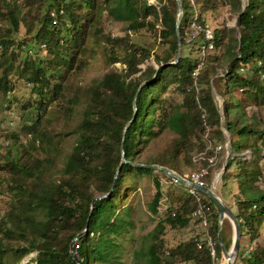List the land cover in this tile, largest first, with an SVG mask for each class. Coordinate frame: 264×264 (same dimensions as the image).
<instances>
[{"label": "trees", "instance_id": "16d2710c", "mask_svg": "<svg viewBox=\"0 0 264 264\" xmlns=\"http://www.w3.org/2000/svg\"><path fill=\"white\" fill-rule=\"evenodd\" d=\"M156 1L0 0V89L3 93L9 92L13 69L30 82L37 93L34 99L37 115L31 123H23V130L33 132L32 141L36 138L41 142L44 138L50 140L52 137L46 128L38 131L41 120L51 119L46 113L48 104L55 101L56 105H62L56 99L58 96L67 102H82L77 138L63 160L58 177L51 179L50 174L45 175L50 171L49 162L55 160L53 155L45 156L51 144H38L44 156L27 153L23 160L10 163L11 182L6 183L9 207L0 214V264H16L31 251H36L34 264H126L125 242H134L136 221L135 202L127 200L124 189L130 187L127 181L131 182L135 174L147 175L152 180L154 192L145 200L144 207L157 221L146 232V237L142 236L139 247L133 248L131 264H138L134 259L139 257L145 264H173L177 256L190 264H211L208 246L196 245L198 236H190L173 248L164 245L161 234L166 225L186 226L199 201L187 187L160 169L123 163L113 189L107 196L96 199L90 210L93 196L110 190L122 149L128 159L164 164L187 178L193 170L208 166L210 170L204 178L210 184L217 161L211 163L208 157L215 153L217 145L223 147L224 135L211 82L224 97L222 124L232 136L231 156L226 160L221 179L224 183L231 179L238 185L234 202H228L241 227L234 264H264L263 246L254 244L253 249L246 252L253 242L242 244L245 229L255 232L264 220V175L259 156L264 149V113L261 112L264 109V0H247L239 14L241 0H200L198 21L206 22L207 11L227 5L229 12L237 15L238 30L225 23L214 28L215 48L207 51L196 76L192 71L199 63L204 34L200 32L197 37L199 33H194L192 37L197 39L187 45L186 32L181 25L182 47L178 61L157 70L152 65L172 60L177 49L176 1ZM181 2V24H185L190 11L185 8V1ZM37 8L41 16L36 31L29 39L19 41L16 34L21 25L27 32L34 30ZM103 11L112 20L123 22L125 30L135 32L144 28L155 40L144 45L131 41L127 34L104 37L108 61H120L122 65L105 71L81 91V96L79 90L73 88L70 95H64L60 80L77 58L86 35L90 32L96 37L102 32ZM15 43L22 44L26 54L14 66L17 52L12 47ZM116 44L122 47L121 52L116 50ZM155 47L161 51H156ZM41 48H46V52L37 58L35 53ZM195 51L199 54L194 55ZM222 68L226 70L224 75L214 78ZM143 80L147 81L139 87ZM171 85L181 94L180 100L166 99L164 93ZM5 105L9 107L8 102ZM248 106L252 107L249 114ZM70 110L72 107L68 109L65 105L57 110L60 113L52 108L49 114L60 115ZM9 113L7 122L15 117L14 112ZM163 132L170 137L139 159L143 150L157 144ZM6 135L17 137L16 132ZM247 150L250 156L246 158ZM128 174L130 177H126ZM162 176L171 178L172 186L178 190L169 192L171 202L161 213L160 201L165 194ZM197 194L208 206V229L214 241L215 256L221 258L216 237V205L202 192ZM230 228L231 222L225 218L221 232L227 248L231 244ZM81 231L75 241L77 259H74L70 242Z\"/></svg>", "mask_w": 264, "mask_h": 264}, {"label": "rangeland", "instance_id": "374dc122", "mask_svg": "<svg viewBox=\"0 0 264 264\" xmlns=\"http://www.w3.org/2000/svg\"><path fill=\"white\" fill-rule=\"evenodd\" d=\"M157 2L156 0H152ZM185 1V8L190 11L189 18L185 24L182 22L181 26H184L185 30V43L187 45H190L193 43L194 40H196V37L193 34L196 33L193 31L192 24L193 22H198L199 24L203 25L207 23L213 30L215 27L222 26L224 23L228 26H233L234 19H237V15L234 13H230L227 5H221L217 9L212 11H207L204 14L205 21L204 23H201L197 20L198 12L199 10V2L200 0H184ZM242 3V1H241ZM245 3L246 0H245ZM191 13L193 16H191ZM36 19L35 24L33 28L34 30L32 32H27L26 27L24 25H21L19 32L16 34V38L20 41L21 39L27 40L29 37L36 31L37 26L39 25L38 21L41 16V11L37 8L35 11ZM102 21H103V30L100 33L99 36H94L92 33H88L85 37V40L83 41V45L80 47V52L78 53L77 58H75L74 62L72 63V66L69 70H67L64 74L63 80L60 82L62 83L63 87L61 89V93L63 92L64 95H70V93L74 90H79L81 96V91L89 85L91 82L97 80L100 78L105 71L108 69L114 68V67H120L122 64L120 61L115 62H109L108 61V54L104 50V37H112L114 35H122L127 34L131 41L137 42L140 44H150L154 42V36L153 34L143 29L137 30L135 32L128 31L124 29V23L121 21H114L112 20L105 11H103L102 14ZM196 36L198 37L200 35V32H198ZM238 33V31H237ZM46 47V46H43ZM182 47V46H181ZM15 51L17 52V60H15L14 66L25 57L26 51L25 47H22V44L16 45V43L13 45ZM115 48L118 52L122 51V47L119 44L115 45ZM214 46L212 48H209V51L214 50ZM224 48V47H221ZM156 51H161L159 47L154 48ZM32 55H34L35 51L32 49ZM202 52L200 48V54L199 52H194V55L199 54V63L200 66L203 64L205 54L207 51ZM208 51V52H209ZM221 51V49H220ZM37 53H40L38 56L37 53H35L36 57L39 58L43 56L46 52V48H41L40 50L36 51ZM152 57V55H151ZM153 66H156L158 64H152ZM144 66V64H142ZM199 66V67H200ZM227 67L226 65L224 66ZM226 71V70H225ZM225 71L220 69L216 74L213 75V77H217L218 75H224ZM11 85L9 86V92L3 93L0 89V214H4L6 210L9 207L8 204V198H9V189L6 185L7 182H11V168L10 163L13 160H23L24 157L28 154H31L32 156H44L42 151H40V140L39 138H36L33 140V132H26L23 130L22 125L25 122L31 123L36 115H37V109L36 102H34V99L37 98V93L34 91V87L30 85L28 81L24 79L23 76L18 75L14 70L12 69L11 73ZM262 77H264L262 75ZM58 80V79H56ZM211 89L214 92V100L218 107V109L223 110V95L219 92L217 89L215 83L211 82ZM75 86H78L76 88ZM75 87V88H74ZM73 88V89H72ZM165 97L166 99H175L180 100L181 94L178 93L173 86H169ZM59 103H62V105H56L55 101H51L47 106V115H50L51 119L48 122H45L46 120L43 119L40 121V124L38 125V131H42V128H46V132L51 135V139H45L44 142H41L42 145H48L51 144V148H48L45 156L51 157L52 155L55 157V160L53 162H49V168L50 171L46 172L45 175L48 177L49 174L52 176L51 179L58 177L60 174L59 169L62 166L63 160L65 159L66 155L70 151L72 145L76 141L77 138V131L76 126L79 121V114L82 110V102H67L66 99L62 98L61 96H58L56 98ZM8 102L9 107L5 105V103ZM67 105L68 109H70V106L72 107V110L66 112L65 114L60 115H53L49 114V110L54 108L56 113H60L57 110L63 109V107ZM7 107V108H5ZM9 108V109H8ZM247 114H249L252 110L251 106L246 107ZM9 112H14L13 114L15 117L13 119H10L11 121L7 122V119L9 118ZM264 113V109L261 111ZM224 115V114H223ZM263 115V114H262ZM225 115L223 116V119L221 120V127L225 129L223 132V147L220 148L215 153V158L213 162L217 166L213 174L211 176V181L215 176H217V172L219 171L220 167L222 166V163L224 162L226 158V147L225 143L228 139V130L227 128L222 124L224 121ZM14 121V122H13ZM13 122V123H12ZM223 131V130H222ZM7 132H16L17 137L13 136H7ZM230 133V132H229ZM170 137L169 133H161V135L157 139V144H154L145 150L142 151V153L139 155V159H143L144 155L151 151L155 150L157 146L163 144L168 138ZM232 137V136H231ZM231 141V140H230ZM34 142V144L32 143ZM230 144V143H229ZM229 147V146H228ZM230 150V148H229ZM231 156V151L229 154V157ZM250 151L247 150L244 157H249ZM259 156L261 157V167L264 175V149L260 152ZM220 164V165H219ZM192 169V168H191ZM210 170V167H208ZM194 171V170H193ZM224 171V170H223ZM222 171V172H223ZM222 175V173H221ZM218 177L216 182V190L218 193L227 201V203H233L235 196L238 194V185L235 181L229 179L226 183ZM126 177H130V174H128ZM161 181L163 183V190L165 192L164 196L162 197L160 201V207L159 210L161 213L168 208L171 198L169 196V192L175 191L177 192V188L172 186V179L168 178L166 176L161 177ZM130 185V187H126L124 189V192L128 194L127 200H133L135 209H134V220L136 221V225L133 231V234L135 236L134 242H125L126 248L124 250L123 259L126 264H131L133 260V254L132 250L133 248H138L140 245V241L142 236L144 235L146 237V232L151 230L153 226L155 225L157 218L151 217L149 215V212L144 207V202L148 198H150L151 194L154 192V186L152 184V180L149 176L143 175V174H135L132 175L131 182L127 181ZM136 186V188H132L133 186ZM210 185V184H209ZM186 187V186H185ZM179 203H176L175 205H178ZM227 218V217H226ZM230 221V220H229ZM196 219L191 214L190 222L183 227L180 228H172L169 225H166L163 233L161 234V238L164 242V245L169 249L176 246L181 241L189 238L190 236H198L197 238L202 237V227L200 224L197 223ZM232 226V224H231ZM232 230V228H230ZM233 233V232H232ZM232 239V235H231ZM13 242H16V240H12ZM249 241H252V245L255 244L256 247H264V220L262 221L261 225L258 226L257 230L255 232L245 229L244 234V241L242 242L243 245L249 243ZM241 244V245H242ZM75 249L77 248V244L74 242ZM73 249L74 253L76 254V250ZM36 251H31L27 253L25 256L22 257L20 261H18L16 264H34L33 257L35 256ZM77 256V254H76ZM175 259L173 264H190L189 262L180 260L179 256ZM137 262L138 264H145L144 260L142 258H135L134 262ZM235 261V260H234ZM214 264H224L223 258L215 257V263ZM237 264H241V262H238Z\"/></svg>", "mask_w": 264, "mask_h": 264}, {"label": "water", "instance_id": "95a60500", "mask_svg": "<svg viewBox=\"0 0 264 264\" xmlns=\"http://www.w3.org/2000/svg\"><path fill=\"white\" fill-rule=\"evenodd\" d=\"M176 1V21H175V26H176V34H177V49H176V53L175 56L172 60L170 61H166L163 62L161 64H158L156 66V70L162 66V65H166L169 63H175L178 61L180 54H181V34L179 31L180 25H181V17H182V2L181 0H175ZM241 8L238 11V14L241 13L246 5L245 0H241ZM233 26H235L238 30V26L236 25V18L234 19L233 22ZM238 38L240 37V33L238 31L237 33ZM155 75V74H154ZM153 75V76H154ZM147 80H143L139 87L144 84ZM212 88L213 87V84ZM139 89V88H138ZM136 111V105L134 103V112L133 115L135 114ZM219 111V115L221 117V120L223 119V112L221 109H218ZM133 118V117H132ZM129 119L128 122L125 124V127L127 126V124L132 120ZM223 132L225 131V129H223V127H221ZM125 130V128H124ZM228 139L225 143V147H226V158L224 160V162L222 163V166L220 167L219 171L217 172V176H215L212 180V183H210V185L208 184H198L196 182H194L193 180L183 176L182 174L178 173L175 169L164 165V164H160V163H155V162H143V161H134L131 159L126 158L125 156V152L122 149V154H121V160L119 162V165L116 169L115 172V176H114V180L112 183V186L110 188L109 191L107 192H103L102 194L97 193L93 196L92 200H91V206H90V210H92L93 206H94V202L96 199L102 198L104 196H107L108 193H110V191L113 189L115 183H116V179H117V175L121 170V166L123 163H129L133 166H142V167H150V168H156V169H160L164 172H166L167 174H169L171 177L175 178L176 180H178L180 183H182L184 186H191L195 189H197L198 191L202 192L203 194H205L210 200H212L214 202V204L216 205L217 208V213H218V222H217V233H216V237H217V242L220 246V251H221V256L223 258V262L224 264H234V260L235 257L237 255L238 249H239V244H240V236H241V227H240V223L238 218L235 215V212L233 211V209L229 206V204L227 203V201L218 193V191L216 190V182L218 177H220L222 171L225 169L226 166V160L229 157L230 154V150H229V143L231 140V133L228 132L227 134ZM228 218L232 224V239H231V244L230 246L227 248L223 242V238H222V226L224 223L225 218ZM86 229V228H85ZM84 229V230H85ZM83 233V231L79 232L77 235H75L73 237V239L70 242V253L72 255V257L74 259H77L76 254L73 251V246H74V242L77 240V238Z\"/></svg>", "mask_w": 264, "mask_h": 264}, {"label": "built area", "instance_id": "2783aa9c", "mask_svg": "<svg viewBox=\"0 0 264 264\" xmlns=\"http://www.w3.org/2000/svg\"><path fill=\"white\" fill-rule=\"evenodd\" d=\"M150 2H154L152 0H149ZM247 2V0H246ZM193 27V31L192 32H201L204 34V40L201 42L200 48L202 50V52L208 50L209 48H212L214 46V31L213 29L207 24H199L198 22H193L192 24ZM43 46L45 45V43L42 44ZM23 46V45H22ZM199 66L200 64L197 65V67L194 68V70L192 71V75L196 76L198 74L199 71ZM221 148V145H217L215 147V153ZM215 153L208 157V160L213 163V160L215 158ZM246 154V153H245ZM208 174V166H202L201 168L194 170L191 172L190 174V178L191 180H193L194 182L198 183V184H207L206 180H205V175ZM188 192L195 194L197 197V200L199 201L197 203V206L193 209V211L191 212L192 216L198 220V224L201 225L202 229V237L201 239L196 238V245L197 247H201L202 244H206L209 248L210 254L212 256V261L211 264L215 263V249H214V241L212 238L211 233L209 232L208 229V218H207V214H208V206H206L204 204V202L201 200V197L199 194H197L198 191L197 189L191 187V186H186ZM254 247V245L250 244L249 246H247V248L245 249L246 252H249L250 250H252Z\"/></svg>", "mask_w": 264, "mask_h": 264}, {"label": "crops", "instance_id": "0c3cea01", "mask_svg": "<svg viewBox=\"0 0 264 264\" xmlns=\"http://www.w3.org/2000/svg\"><path fill=\"white\" fill-rule=\"evenodd\" d=\"M198 223V222H197Z\"/></svg>", "mask_w": 264, "mask_h": 264}]
</instances>
